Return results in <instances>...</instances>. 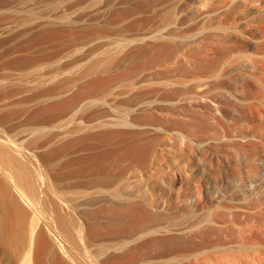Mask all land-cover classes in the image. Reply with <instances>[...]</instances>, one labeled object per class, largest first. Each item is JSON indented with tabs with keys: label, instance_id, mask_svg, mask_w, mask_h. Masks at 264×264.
<instances>
[{
	"label": "rangeland",
	"instance_id": "374dc122",
	"mask_svg": "<svg viewBox=\"0 0 264 264\" xmlns=\"http://www.w3.org/2000/svg\"><path fill=\"white\" fill-rule=\"evenodd\" d=\"M261 1L264 2V0ZM186 2L188 1L0 0V122H4L9 128L11 138L21 143L24 154L21 158L29 164L32 163V159L30 161L26 157L30 156L32 148L38 150L45 159L47 154V157L53 160L59 144L72 141L67 143V148L53 160V166H51L55 171L57 169V171H63L68 181L77 179L73 170L85 155H90V158L93 155L98 158L104 157L103 160L105 159L110 166L108 169L112 170L108 171L112 173L110 181H115V185L114 181L112 182L115 188L97 192H80L72 196L75 203L81 201L88 204L94 203L93 206L86 204L92 211L87 210V212L100 220V223L107 220L108 214H103L105 209L98 204L112 201L124 204L129 202L130 198L141 199L148 204V199L156 197L154 194L151 196L154 187L164 190L161 182L157 184L155 182L156 177L160 176L158 171L162 175L168 167L175 173L174 192L183 194L187 190L186 194L191 195L188 197L192 200L176 203L175 207L171 208L168 204L172 199L167 198L166 200H169L166 201L165 211L162 210L163 212L160 213L161 220L164 222L168 220L174 226L183 227L199 223L203 212L195 205L197 202L195 182L198 177H194L196 181L192 178L191 184H183L181 166L189 148V153L196 165L195 158L199 147L197 137L187 138L182 121L186 113L197 116L198 100L196 98L200 91L205 90L210 98L222 97L220 100H223L226 107L237 106L235 111H232L229 119L231 116L232 118L230 121L228 119V123L240 121L238 124L243 130L258 127L256 123L261 112L260 114L256 112L257 117L254 113L255 118L251 114L250 122L243 113L242 117L238 109H241L239 107L242 105L244 107L243 102L245 105L256 103L255 106L260 105L258 108H262L264 101L244 100L245 97L241 95H233L228 91L231 87H227V84L235 86L238 73H249L251 68L258 65L257 61L260 63V60H264L263 17L259 16V12L245 14L248 8L255 9L259 5L246 6L242 0L240 2L227 0L228 3L225 2L227 6L221 4L223 13L229 12L228 16L226 15V21L223 20V24L220 25L216 23L210 26L209 21L205 24L198 18L195 21L198 9L192 10L190 6H187L189 2ZM168 9L174 11V15L181 11V17L185 18H183V24H179L176 30L171 29L169 35H166L162 27V16ZM159 24L161 28L158 27ZM226 39L235 40L234 43L238 42L237 45L248 40L250 45L247 50L241 51L243 54L241 52L238 54L237 48L230 47L234 43L231 44V41L228 43ZM159 42L161 44L164 42L162 45H172L170 50L175 49L170 51L171 57L169 54L164 55L165 59L168 56L169 60L164 61L162 53L165 52V48H162L164 52L160 49L158 51V47L162 46L161 44L157 46ZM174 46L175 48H172ZM152 48L157 57L162 55L159 58L154 57ZM185 52L189 54V58L183 56ZM218 56L222 58L220 61L218 58L220 63L216 64L218 65L215 66L216 70L206 76L200 75L203 71L200 62L215 57L217 59ZM102 60H105V63L88 74L91 64ZM169 73L172 76H169ZM225 77L226 80H224ZM97 79L99 82L93 83ZM92 84H98V87L92 88ZM82 85H87V89L84 90L86 94L78 105L57 115L48 111L50 104L56 106L62 100L73 97L84 88ZM238 98L240 101L243 100L240 102ZM262 109L260 111L264 114V108ZM156 111L161 113L159 112L158 115ZM39 117H43L42 122L45 126L41 129L36 128V131L33 128L30 129L32 121L40 119ZM178 117H180L179 120ZM73 139L81 141L74 142ZM136 143L137 146L149 145L148 149L152 146L156 148V155L151 157L156 167L154 171L151 169L153 172L133 170L130 168L129 160L118 156L129 148L136 147ZM115 154L119 159L116 160L117 162H114ZM120 159H123L121 163ZM238 161L239 165L242 164L239 166L242 172L239 171L238 178L247 176L246 165L243 160ZM113 163L118 165L114 166ZM217 168L223 171L225 165L221 163ZM37 171L34 169L38 176L43 174L39 169ZM114 175L118 176L117 181ZM175 212L178 213L175 214ZM228 213V211L225 212V215L228 216ZM82 245L79 244L78 252L81 251V256L86 258L87 253ZM233 245L237 246L236 243ZM250 250L252 251L253 248ZM230 251L228 253H233Z\"/></svg>",
	"mask_w": 264,
	"mask_h": 264
},
{
	"label": "bare ground",
	"instance_id": "6f19581e",
	"mask_svg": "<svg viewBox=\"0 0 264 264\" xmlns=\"http://www.w3.org/2000/svg\"><path fill=\"white\" fill-rule=\"evenodd\" d=\"M187 1L189 2H186L189 4L187 6H190L192 10L198 9L195 21L200 19L204 24L209 21L210 26L216 23L220 25L223 24V20L226 21V15L229 12L223 13L224 10H221V4L226 5L228 3L227 0ZM242 1L246 6L259 5L255 9L246 8L247 13L245 14L259 12V16L263 17L262 19L264 20V2L261 0ZM180 12L174 15V11L172 12L171 9H168L165 14L163 13V20H161L166 35L170 33L171 29L175 28L174 30H176L179 24H183V18L185 17H181L182 14ZM262 31H264L263 28ZM201 34L203 36V33ZM226 41L228 43L231 41L232 44L235 40L226 39ZM237 43H234V45L236 46ZM249 43L246 40L236 47H233L234 45H230V47L233 49L237 48L239 54L241 51L247 50L250 45ZM160 44L159 42L157 46H160ZM154 45L152 46L153 48ZM171 46L162 45L160 48L158 47V51L160 49L161 52H164L162 48H165V52L162 53L163 57L165 54L170 55V51L175 50H170ZM224 47L226 46L224 45ZM153 48L151 51H153ZM172 48H175V46ZM232 52L234 51L232 50ZM153 54L156 58L162 55L160 53L161 55L157 57L154 51ZM183 54L184 57L189 58L188 53L185 52ZM165 57L164 61L168 59V56L166 59ZM222 57L224 58L223 55ZM222 57L218 56L217 59L216 57L210 59V57V60L204 59V61L200 62L203 68H199L203 70L200 75L206 76V74L208 75L213 70H216L215 68L218 66L216 64L220 63L219 61ZM258 62V65L255 64L256 66L251 68L249 73H238L239 76L235 74L238 79L235 81V86L227 84V87H231L228 91L232 92L233 95L245 97L244 100L257 99L264 101V60H260V63ZM104 63L105 60L93 62L90 66L91 68L88 69V74ZM144 64L146 63L144 62ZM224 80H226V77ZM96 81L99 82L97 79L93 83H97ZM98 84L100 85V83ZM97 85L92 84L91 87H98ZM83 87V89L81 87L82 90L79 88L81 91L75 93L73 97L65 101L62 100L63 102L61 101V103L57 102L59 105L55 106L53 104L54 106H52L50 104L51 106H48V111L57 115L78 105L86 94L84 90L87 89V85ZM197 97V116L194 117V114L192 116L186 113L182 121V127L186 132L187 138L193 139V137H197L199 147L197 157L195 158L196 165L189 153V148L188 153H185L181 166V178L182 183L188 185L191 184L192 178L194 180L198 177L196 178L197 182H195V194H197L195 205L197 209L203 212V216L199 223L196 221L197 225H187L188 227L174 226L168 220L166 222L161 220L162 216L160 213L162 210L165 211L166 201L170 197L172 200L168 205L171 208L175 207L176 203L179 204L192 200L190 199L191 197H188L191 195L186 194L187 190L183 191V194H176L174 192L175 173L171 168L168 167L162 175L160 171L156 170L160 176L156 177L155 183L161 182L164 190L154 187L155 189L151 196L154 194L156 197L148 199V204L144 200L130 197V199L128 198L129 202H124V204L114 201L98 204L99 207H104L102 208L105 209V212H101L103 214L107 213L109 218L100 223V220H97L95 216L87 212V210L91 209L88 206H93L94 203L88 204L85 201L75 203L73 201L75 199H72V196L80 192H97L98 190L115 188L112 183L114 180L110 181V174H112L109 172L111 169H108L110 166L106 163L105 159L103 160L104 157L98 158L93 155L90 158V155H85L81 159L80 164L73 170L74 174L77 175V179L68 181L63 171H57L58 169L55 171L51 166H53V160L60 156L67 148V143H72V141L59 144L57 148L58 152L56 149V154L52 151L55 154V158L51 154L54 158L53 160H51V157V159L48 158L47 154L45 155V159L38 150L32 148L31 154L29 153L30 156L26 157L30 161L32 159V163H30L34 165H31L23 160L24 158H21V155H24L21 143L17 139H12L9 135V128L6 127L4 122H0V264H264V114H262L263 111H260L264 106L262 105V108H258L260 105L257 107L255 106L256 103L254 105L248 103V105H245V102H243V112L242 107H239L241 109L237 108L241 114H244L247 121L252 119L250 116L254 113L255 117H257V113L260 114L261 112L262 114L258 115L259 118L256 123L258 127L252 130L246 128V130L248 129L246 131L241 129L242 127L240 128V121L228 123L232 111H235L237 106L233 108L226 107L222 102L223 100H220L222 97L217 98L216 96L210 98L205 90L200 91ZM190 108L192 111V107ZM156 112L154 113L156 114ZM42 120H44L43 117L32 121L33 123L29 126L30 129L33 128L35 130L36 128L41 129L44 127L45 124ZM80 139H73V141H81ZM148 146H145V144L137 146L136 143V147L129 148L123 154H116L125 160H129L131 162L129 164L131 165L130 168L133 170L148 172L152 169L154 171L156 167L153 165L151 157L154 154L156 155L157 152L156 148L152 146L153 148L148 149ZM116 154L114 162L119 160ZM238 160H243L246 165L245 168H247L246 172L248 174L245 177L243 175V177L240 176L238 178L239 171H241L239 166L242 165H239ZM121 161L123 159H120V163ZM221 163L225 165L223 171H219L217 168ZM113 164L114 166L118 165V163ZM36 168L45 177H43V174L38 176V173L34 172V169L37 171ZM246 172L244 171L245 174ZM119 174L121 175V172ZM114 176L116 180L118 176ZM167 198L169 199L166 200ZM102 208L100 209L102 210ZM227 211L229 212L228 216L225 215ZM90 212L92 211L90 210ZM234 243L237 246L233 245ZM79 244H83L82 246L85 248L87 253L86 258L84 257L85 259L81 256V251L78 252ZM250 248H253V250L251 251ZM226 250L228 252L231 250L230 252L233 253H228Z\"/></svg>",
	"mask_w": 264,
	"mask_h": 264
}]
</instances>
